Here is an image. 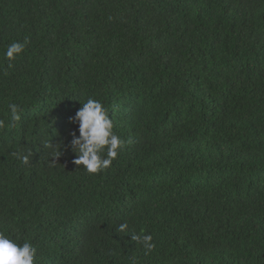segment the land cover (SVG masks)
<instances>
[{
    "label": "trees",
    "instance_id": "trees-1",
    "mask_svg": "<svg viewBox=\"0 0 264 264\" xmlns=\"http://www.w3.org/2000/svg\"><path fill=\"white\" fill-rule=\"evenodd\" d=\"M88 98L123 141L97 173ZM0 121V232L35 264H264V0H0Z\"/></svg>",
    "mask_w": 264,
    "mask_h": 264
},
{
    "label": "clouds",
    "instance_id": "clouds-1",
    "mask_svg": "<svg viewBox=\"0 0 264 264\" xmlns=\"http://www.w3.org/2000/svg\"><path fill=\"white\" fill-rule=\"evenodd\" d=\"M24 45L18 42L10 44L5 52L6 58L14 59L23 51ZM81 103V102H80ZM12 120L19 119L18 106L10 104ZM73 123H78L77 136L72 133L71 151L75 153L73 163L83 165L89 173H97L108 168L118 155V149L123 141L114 132L113 121L107 109L99 100L88 98L81 103L75 115L69 118ZM3 122L0 121V126ZM58 146V145H57ZM61 154V149L54 148V158ZM23 162L27 163L25 156ZM127 229V224H121L119 231ZM133 240L142 242L147 250H152L154 244L151 234L133 235ZM36 249L30 242L19 243L10 236L0 232V264H35Z\"/></svg>",
    "mask_w": 264,
    "mask_h": 264
},
{
    "label": "bare ground",
    "instance_id": "bare-ground-1",
    "mask_svg": "<svg viewBox=\"0 0 264 264\" xmlns=\"http://www.w3.org/2000/svg\"><path fill=\"white\" fill-rule=\"evenodd\" d=\"M12 7V6H11Z\"/></svg>",
    "mask_w": 264,
    "mask_h": 264
}]
</instances>
